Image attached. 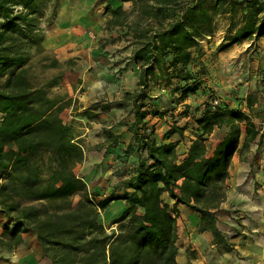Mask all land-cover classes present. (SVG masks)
<instances>
[{"label":"trees","instance_id":"trees-1","mask_svg":"<svg viewBox=\"0 0 264 264\" xmlns=\"http://www.w3.org/2000/svg\"><path fill=\"white\" fill-rule=\"evenodd\" d=\"M120 1L130 3L131 11L107 8L106 29L126 28L130 62L140 67L136 88L119 102L97 101L78 115L100 121L111 118V111H127L126 119L104 127L96 146L119 168L118 175L111 165L104 170L106 195L74 173L85 152L72 125L60 117L66 107L48 95L55 82L38 86L28 76L30 48H42L46 0H0V220L5 222L0 241L17 248L23 235L31 234L52 264H177V208L182 205L198 214V232L211 233L213 244L229 252L232 246L216 227V212L226 199L224 182L233 157L239 154L244 161L251 144H264V125L251 118L259 102L248 95L247 113L214 106L208 95L192 115L195 127L182 158L177 146L187 139V125L174 121L159 139L146 119L164 118L165 112L156 109L165 97L170 107L184 103L190 109L185 100L205 85L195 66L216 15L242 11L220 51L263 37L264 1ZM215 128L225 133L209 154L207 142ZM74 196L80 197L75 205L69 201Z\"/></svg>","mask_w":264,"mask_h":264},{"label":"rangeland","instance_id":"rangeland-1","mask_svg":"<svg viewBox=\"0 0 264 264\" xmlns=\"http://www.w3.org/2000/svg\"><path fill=\"white\" fill-rule=\"evenodd\" d=\"M235 1L244 3L245 0ZM46 2L43 17L40 19V27L43 29L42 48L39 51L36 49V46L30 48L28 76H30L38 86L42 85L47 87L49 83L55 82L53 87L47 89L48 95L51 99L58 101L60 105L66 107L60 113V117L66 125H72L73 136L76 140L78 139L81 142L85 152L84 162L77 165L74 171L79 176H87L91 173L92 180L88 183V187L92 189L95 186H100L105 191L104 193L108 195V186L104 183V170L107 168V165H111L112 173L118 175L119 168L112 163H108L107 160L103 158V151L96 149V146L103 141L102 130L104 127L115 126L118 122L126 119L127 111H111V118L101 116L100 121H98V119L86 120L78 115L97 101L112 104L119 102L123 94L120 93L116 95L114 93L112 96H108L105 93H100L98 96L96 95L93 97L94 99L90 98L88 101L87 98H81L82 100H79L73 97L67 98L63 95L60 90V83L66 72L75 62L72 60L59 62L53 50L45 49L42 45L45 38L50 35L58 0H46ZM131 8V5L128 6L127 11H131ZM46 9L47 12L45 11ZM92 15L94 17H92ZM92 15L88 13L84 17V22L78 23L72 28H74V30L78 27L89 28L92 26L90 25L91 21H94L96 17V15ZM241 16L242 11L240 7H238L237 11L234 13L219 14L214 17L212 24L214 28L213 34L201 41L202 56L199 59V64L195 66V70L202 75L204 79L202 81L205 85H203L197 93L190 95L185 100V104L190 106L189 110H185L184 103L181 105L173 104L171 108L167 105L168 101H170L169 97H165L166 99L163 98L161 100L162 104L156 110L160 112L164 111V118L160 119L155 115H150L146 119L149 129L153 128L156 136L161 135L163 137L169 131L172 123L177 121L179 126L187 125L184 135L187 138V145H189L188 139L192 138L190 128L194 129L195 127L192 122V115L195 114V109L197 107L203 106L204 101L207 100V96L210 94L213 95V99L211 100L213 105L216 100L218 105H226L233 109H242L245 112H247L245 99L248 95H253L259 103L253 110L254 112L251 114V118L257 126L262 127L264 125V36L260 39L244 41L229 47L225 51H220V46L225 43L224 38L229 32L234 31V27L240 23ZM134 18V15H132L130 19L134 20ZM92 30L94 29L92 28ZM125 33L126 28L111 27L106 29L105 25L102 32L92 33L91 36V39H93L95 43H101L102 41L106 44L108 43L109 54H111L109 73L115 76V78H113L115 80H118L123 75L121 69H123L124 66L118 67V65L126 64L128 62L127 59L130 57L129 50L131 47V40ZM55 61L58 63L56 66H54ZM203 69H207L208 71L203 73ZM208 73L209 77L207 76L208 78H206ZM213 83L220 89H216V91L213 90ZM110 84L112 86L114 83L110 82ZM83 91V89H80L78 94H82ZM160 93L166 95V91L164 90L160 91ZM145 103H147V106L152 105L150 101H146ZM186 113L189 115H185ZM224 133L225 128H215L207 142L209 154H211ZM176 139V137L172 138V140ZM253 145L254 144H251L249 151L243 155L244 158H247L250 153L254 152ZM177 151L180 158L185 156L183 147L178 148ZM79 199V196H74L69 201L75 205ZM4 223L3 220H0L1 230L4 228ZM185 226L186 228L180 231V240L177 247L178 249L184 250L188 261L187 264H191L189 260L204 262L205 258L208 256L223 252V250L214 245L213 242H211L212 244H207L205 241L199 242L196 240L192 233L193 229L192 231L190 230V225ZM195 229V234L200 236L202 233L198 232L197 227ZM110 230L111 229L108 231ZM179 264L186 263L179 262Z\"/></svg>","mask_w":264,"mask_h":264},{"label":"crops","instance_id":"crops-1","mask_svg":"<svg viewBox=\"0 0 264 264\" xmlns=\"http://www.w3.org/2000/svg\"><path fill=\"white\" fill-rule=\"evenodd\" d=\"M130 5L120 0H58L50 35L45 38L42 45L45 49L53 50L59 62L70 60L75 62L60 83V90L67 98L73 97L79 100L87 98L88 101L100 93L112 96L114 93L119 95L136 88L140 67L130 62L129 57L126 64L118 65V67L124 66L121 69L122 77L118 80L113 79L115 76L109 73L111 54L108 43L104 41L95 43L91 39L92 33L102 32L107 19L110 18L107 8L115 9L122 6L127 10ZM45 11L47 12V9ZM88 13L96 15L94 21L90 23L92 25L90 27L94 30L90 27H78L74 30L72 27L84 22V17ZM131 49L130 47L129 56ZM110 82L114 84L111 86ZM212 86L215 91L220 89L214 83ZM80 89L84 90L82 94H78ZM157 137L162 138L161 135ZM180 147L187 151V139L180 142L177 149ZM253 147L254 152L244 158V161L239 154L233 157L228 178L224 182L226 199L216 212V227L225 238H228L232 246L231 251L210 255L204 262L189 260L191 264H264V144L258 146L255 142ZM74 173L77 175L75 171ZM91 175L90 173L87 176L77 175V177L88 184L92 180ZM166 202L172 207L173 201L167 199ZM115 204L110 207L113 209V215L119 212ZM121 207L123 205H120ZM177 209L179 210L177 244L180 240V231L186 228L185 225H190L191 231L193 229L192 233L196 240L212 244L211 233L205 232L200 236L195 234L196 223L199 221L198 214L182 205ZM110 218L107 217L105 220L108 222ZM2 233L3 230L0 232V239ZM179 262L188 263L184 250L180 248L177 264ZM0 264L52 263L43 256L35 237L24 234L23 243L17 248H7L0 241Z\"/></svg>","mask_w":264,"mask_h":264},{"label":"built area","instance_id":"built-area-1","mask_svg":"<svg viewBox=\"0 0 264 264\" xmlns=\"http://www.w3.org/2000/svg\"><path fill=\"white\" fill-rule=\"evenodd\" d=\"M216 105H218V102L215 100V101H214V106H216Z\"/></svg>","mask_w":264,"mask_h":264}]
</instances>
